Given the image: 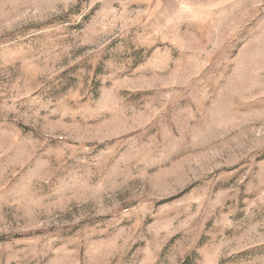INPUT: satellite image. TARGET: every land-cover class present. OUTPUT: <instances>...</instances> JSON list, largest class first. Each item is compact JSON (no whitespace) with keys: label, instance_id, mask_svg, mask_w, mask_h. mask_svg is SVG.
<instances>
[{"label":"rangeland","instance_id":"1","mask_svg":"<svg viewBox=\"0 0 264 264\" xmlns=\"http://www.w3.org/2000/svg\"><path fill=\"white\" fill-rule=\"evenodd\" d=\"M0 264H264V0H0Z\"/></svg>","mask_w":264,"mask_h":264}]
</instances>
